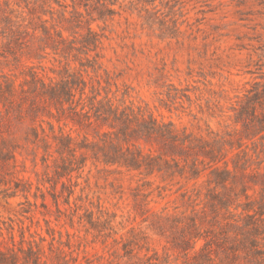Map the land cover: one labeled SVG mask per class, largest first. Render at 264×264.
Listing matches in <instances>:
<instances>
[{
  "label": "rangeland",
  "instance_id": "rangeland-1",
  "mask_svg": "<svg viewBox=\"0 0 264 264\" xmlns=\"http://www.w3.org/2000/svg\"><path fill=\"white\" fill-rule=\"evenodd\" d=\"M34 240L264 264V0H0V264Z\"/></svg>",
  "mask_w": 264,
  "mask_h": 264
},
{
  "label": "trees",
  "instance_id": "trees-1",
  "mask_svg": "<svg viewBox=\"0 0 264 264\" xmlns=\"http://www.w3.org/2000/svg\"><path fill=\"white\" fill-rule=\"evenodd\" d=\"M117 149V147H116ZM118 157V156H117ZM117 159V158H116ZM115 160H112L113 162H116ZM134 162H137V160H132ZM33 243H36V241H31V246L29 247V252L31 253L32 257H33V264H40L41 262V257H40V253L39 250H36L35 247L32 245ZM4 256V254H2Z\"/></svg>",
  "mask_w": 264,
  "mask_h": 264
}]
</instances>
